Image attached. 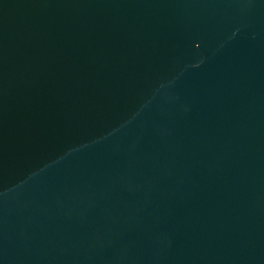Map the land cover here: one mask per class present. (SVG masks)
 <instances>
[{
	"label": "water",
	"instance_id": "obj_1",
	"mask_svg": "<svg viewBox=\"0 0 264 264\" xmlns=\"http://www.w3.org/2000/svg\"><path fill=\"white\" fill-rule=\"evenodd\" d=\"M0 264H264V0H0Z\"/></svg>",
	"mask_w": 264,
	"mask_h": 264
}]
</instances>
